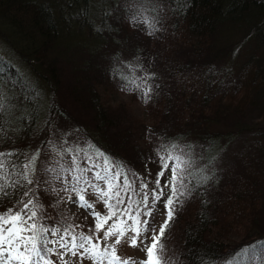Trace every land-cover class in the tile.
Listing matches in <instances>:
<instances>
[{
  "label": "trees",
  "instance_id": "trees-1",
  "mask_svg": "<svg viewBox=\"0 0 264 264\" xmlns=\"http://www.w3.org/2000/svg\"><path fill=\"white\" fill-rule=\"evenodd\" d=\"M89 1L111 2L67 1L66 11L80 4L82 13L69 23H75L78 35L95 42L70 47L60 39L65 21L55 22L48 0H0L1 21L14 40L38 38L33 55L41 72L30 62L25 64L50 93L43 100L11 65L0 61L5 105L0 152L11 153L3 170L5 182L23 183L19 176L23 165L39 153L30 176L34 183L10 188V195L0 197V213L18 207L19 192L31 188L38 224L72 225L74 233H88L94 225L61 206L70 190H63L67 174L73 180L80 174L79 165L90 169L84 175L93 184L103 186L104 181L94 179L101 169L92 167L93 161L100 162L98 149L136 174L133 199L140 200L139 184L145 181L149 190L155 187L160 156L167 155L165 146L178 143L195 165L185 178L188 191L183 204L177 206L165 233L169 264H225L231 254L264 241V143L252 139L241 145L234 159L219 170L212 165L219 158L210 153H215L218 141L244 136L242 119L248 116L254 115L264 127V0H157L154 8L144 6L147 13L134 12L133 6L117 0L110 3L112 15L104 32H93L91 20H86ZM95 10L102 14L100 8ZM230 34L249 38L263 50L259 59L255 53L247 56L234 74L214 63L226 52L216 44ZM51 43L62 48L58 55L86 49L91 52L88 56L96 57L82 60L74 77L63 61L46 56ZM109 44L117 52L105 56ZM123 49L129 50L128 63L118 61ZM117 95L127 100L115 99ZM61 166L71 171H61ZM203 166L210 168L207 176L200 173ZM169 176L167 170L162 185ZM98 204L101 214L106 213L104 203ZM160 210L165 211L162 202L155 209ZM45 260L53 261L51 255Z\"/></svg>",
  "mask_w": 264,
  "mask_h": 264
},
{
  "label": "snow or ice",
  "instance_id": "snow-or-ice-1",
  "mask_svg": "<svg viewBox=\"0 0 264 264\" xmlns=\"http://www.w3.org/2000/svg\"><path fill=\"white\" fill-rule=\"evenodd\" d=\"M147 95L148 93H145V96ZM4 106V97L0 93V116ZM165 147L167 155L160 156L162 167L156 174L155 187L149 190L148 183L141 181L140 200L133 199L137 194L136 174L126 169L123 163H117L98 149L95 150V154L100 162L93 161L92 167L101 169L95 173L94 179L104 181L103 186L93 184L84 175L90 169H81L76 165L80 174L73 177L71 191L76 194L80 207L92 210L95 225L88 233L76 234L72 225L50 228L38 224L35 219L38 216L35 210L38 205L33 203V190L27 188L19 192L18 207L0 213V264H13L15 261H21L23 264H28V261L32 264H53L52 261L45 260V257L53 253L58 259H64L66 256L80 258L81 264L85 258L92 264H169V258L165 254L164 237L170 222L175 218L177 206L183 204L182 198L188 191L185 178L190 174L195 160L178 143H171ZM10 155L11 153L0 152V197L10 195V188H24L34 183L30 176L36 171L35 163L39 153L30 157L28 163L23 165L24 170L19 173L23 183L18 180L12 184L5 182L6 174L3 171L6 167V159ZM88 159L92 158L88 157ZM167 170H170V176L162 185L161 178L165 177ZM51 171L56 170L51 169ZM61 171H71V169H64L61 166ZM63 190L69 189L66 186ZM89 190L96 195L98 201L104 203L106 213L95 211V203L86 199ZM125 195L128 197L127 204L121 207L125 205ZM158 202L163 203L165 219L157 230L150 218ZM29 220L33 222L28 224ZM110 220L113 221L111 224H109ZM129 220L131 223H128ZM9 224L10 227H5ZM25 232H31V235H22ZM100 232H103L102 236L98 235ZM148 233H151V236ZM48 236H58V239L49 240ZM125 239L131 247L142 245L145 259L135 260L119 256L117 246ZM49 244H54L55 248H49ZM21 246L24 247V251H20ZM25 252L28 254L26 255ZM64 264H69V261L64 260ZM225 264H264V241L256 242L231 254L225 260Z\"/></svg>",
  "mask_w": 264,
  "mask_h": 264
},
{
  "label": "rangeland",
  "instance_id": "rangeland-1",
  "mask_svg": "<svg viewBox=\"0 0 264 264\" xmlns=\"http://www.w3.org/2000/svg\"><path fill=\"white\" fill-rule=\"evenodd\" d=\"M47 1V0H46ZM69 0H48L47 3H50V11L53 13V17L55 19V22L57 23L59 19L64 20V25H60L61 27V40L68 45L70 44V47L76 46H86L87 43H95L92 40L86 39V37L82 35H78L76 33L75 29V23L72 22L69 23V21H73L74 18H72L74 15L79 17H82L81 13V5H74L73 9L71 11H66L65 7L66 3ZM99 1V0H98ZM113 4L116 3L117 0H110ZM125 3L131 5L134 7V12H146L147 5L151 8L156 7V4L159 2L157 0H153V4H150V0H124ZM88 3V11L86 15V20H91V28L93 32L100 31L104 32L107 31L106 27L108 23V18L112 15V6L110 3L107 4V2L104 1V7L102 3H97L96 1H89ZM101 5V6H100ZM145 6V7H144ZM96 8H100V11H102V14H99ZM144 9V11H143ZM146 9V10H145ZM151 12V11H148ZM147 13V12H146ZM95 16V17H94ZM72 18V19H70ZM67 20V21H66ZM67 25V26H65ZM64 26V28H63ZM113 30H110V33H112ZM232 36L231 34L229 36H226V38H221V42L216 44L217 49H226V52L224 56L218 60H216L214 63L217 66H221L222 68L226 69L228 73L234 74L237 69L239 68V65L242 63V61L249 56L251 53H255L257 58L263 55V50L256 46L249 38H242ZM242 38V39H241ZM116 42L115 40H113ZM39 45L38 38L34 37L30 39V42H24V43H17V40H14V36L12 35V32L8 30V28L2 23L0 18V61L2 63H6L11 65L17 72V74L23 79L25 82L31 84L34 86L39 93L41 94L43 100H45L49 96L48 89L45 86V83L36 78L33 74L29 72V68L26 66L25 61H28L31 63V65L35 68L37 72H41V68L39 64H36L34 60L33 50L37 48ZM56 44L51 43V47L47 49V57H55L59 60L63 61V64L65 67H67L68 71L67 73H70V75L76 77V73L73 70H76V67H80L81 62L85 61L87 62L88 59H94L96 54H91L88 56L90 51L83 50L76 51L74 54L67 53L64 55H58L60 50L62 48H55ZM66 46V45H62ZM67 47V46H66ZM65 47V48H66ZM101 48V47H98ZM101 50V49H100ZM106 52L105 56L110 54H116L115 48L111 44L109 46H106ZM129 50H121V56L119 58L120 63H128L130 62V54L127 52ZM102 52V50H101ZM100 52V53H101ZM91 53V52H90ZM58 55V56H57ZM259 59V58H258ZM83 60V61H82ZM59 98V97H58ZM115 99L119 98L121 100H127V96H116ZM255 116H248L242 121H244V124L246 126L245 130L243 131L244 136L242 137H226L223 140L218 141V143L213 147L215 149V153L211 150V156L218 157L219 159L213 163L212 165L215 166V170H219L220 167L223 165H226L227 163L231 162L234 159V156L238 152V150L241 148V145L246 144L252 139H258L261 140L264 143V127L261 126V122H256ZM255 121V122H254ZM210 168H207L206 166L202 167V170L200 171L202 176L208 175V170ZM213 169V168H212ZM72 175L67 174L65 185L67 186L69 190V194H67L65 197L61 199V206L65 207L68 211H72L78 220H87L89 224L95 225L94 217L92 216V210L91 209H85L83 207L79 206V202L77 200V196L74 192L71 191V185L73 180ZM140 197L142 196L141 192L138 193ZM86 199L89 200V202L95 203V211H98L101 213V209L99 207L100 201L96 199V195L91 193L86 195ZM264 203V201H263ZM165 219V211H154L153 216L150 218L151 223L156 227L158 230L160 225L163 223ZM108 225L105 226L107 228ZM23 235V233H22ZM99 236L103 235V232L98 233ZM149 236H151V233H148ZM115 239L114 237L112 238ZM112 241L110 240L109 243ZM151 242L150 240L148 241ZM142 245L138 247H131L125 239L122 243H120L117 246V254L124 258H133L135 260H143L145 259L144 251L142 250ZM20 251H24V247L21 246ZM62 251V250H61ZM51 259L54 261L53 264H64V260H68L69 264H81V259L73 256H66L64 259H58L57 255L54 253L51 255ZM13 264H23L21 261H15ZM82 264H92V262L89 259H83Z\"/></svg>",
  "mask_w": 264,
  "mask_h": 264
}]
</instances>
